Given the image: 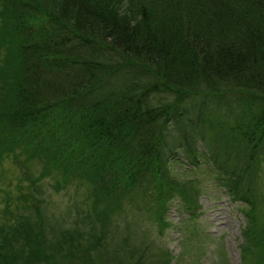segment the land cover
<instances>
[{
  "label": "trees",
  "instance_id": "trees-1",
  "mask_svg": "<svg viewBox=\"0 0 264 264\" xmlns=\"http://www.w3.org/2000/svg\"><path fill=\"white\" fill-rule=\"evenodd\" d=\"M0 21V169L38 159L57 190L91 188L89 226L60 229L78 239L63 252L29 181L20 213L0 209V264L91 263L90 239L135 189L144 206L194 200L172 165L200 160L248 207L240 246L264 264V0H0Z\"/></svg>",
  "mask_w": 264,
  "mask_h": 264
},
{
  "label": "rangeland",
  "instance_id": "rangeland-1",
  "mask_svg": "<svg viewBox=\"0 0 264 264\" xmlns=\"http://www.w3.org/2000/svg\"><path fill=\"white\" fill-rule=\"evenodd\" d=\"M216 103L218 105L214 115L219 117L229 112L225 106L236 104L229 98ZM195 147L200 156L207 157L210 153L207 146L206 150L198 142ZM11 159L7 157L1 163L4 168L0 169V209L5 203H9L13 213H20V194H28L32 190L28 185L29 181L38 177V185L43 186L47 193L43 207L35 203L42 208L45 232L49 234L48 231L55 228V232L50 231V239H62V248L57 247L63 252L72 249L71 243H78L76 234L73 238L64 237L67 234L61 233L60 229L67 232L69 227L76 226V233L89 226L86 214L83 215L89 203L85 199L87 191L91 189L89 184L84 182L81 185L71 181L57 190L52 185L57 177L56 172L44 175L41 161L27 160L25 169L22 170L19 166H14ZM183 163L188 168L176 163L172 167L175 173L197 188L194 200L190 196L181 198L178 195L181 190L177 189L175 197L168 204L165 205L163 193H160L162 195L157 202L153 206L145 204L146 207L141 202L142 196L135 189L136 193L130 201L129 197L123 200V212L118 209L116 215L112 216L109 230L101 226L103 232L99 241H96L97 234L90 239L94 245L86 249L90 251L91 263L88 262L89 259L82 257L75 264H261L262 260L255 253L244 251L240 246L245 241L242 236L245 222L243 210L248 207L231 199L217 179L214 166L200 160L193 169V164ZM24 203H30L28 196L22 202ZM257 207L261 218L264 202H258ZM96 224L99 228V223ZM81 241L85 246L86 243ZM245 245L249 247L246 242Z\"/></svg>",
  "mask_w": 264,
  "mask_h": 264
}]
</instances>
